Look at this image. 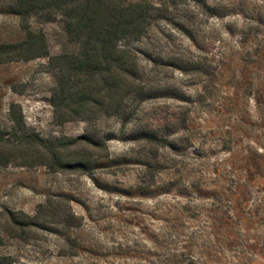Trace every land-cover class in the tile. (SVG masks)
Returning <instances> with one entry per match:
<instances>
[{
	"label": "rangeland",
	"instance_id": "374dc122",
	"mask_svg": "<svg viewBox=\"0 0 264 264\" xmlns=\"http://www.w3.org/2000/svg\"><path fill=\"white\" fill-rule=\"evenodd\" d=\"M11 3L0 0V43L24 36ZM166 3L164 19L128 45L144 87L129 101L135 118L96 122L102 146L89 150L90 170L0 166V258L9 264H162L181 251L196 264H264V0ZM29 23L50 55L71 50L59 16ZM47 64L0 65V128L16 104L41 139H74L86 124L53 120ZM144 129L168 144L152 147L136 135ZM47 201L75 224L22 231L10 220Z\"/></svg>",
	"mask_w": 264,
	"mask_h": 264
},
{
	"label": "trees",
	"instance_id": "16d2710c",
	"mask_svg": "<svg viewBox=\"0 0 264 264\" xmlns=\"http://www.w3.org/2000/svg\"><path fill=\"white\" fill-rule=\"evenodd\" d=\"M166 1L156 7L146 0H12L9 10L18 17L24 36L16 42L0 43V65L47 58L48 68L56 74L50 97L53 120L59 125L81 121L87 132L74 139L43 140L25 125L18 105L10 104V126L0 128V166L42 165L53 172L90 170L89 150L102 146L96 138V122L117 117L122 124H129L135 118L136 110H129V101L140 99L144 87L139 79V54L128 45L140 42L154 22L164 19ZM56 16L71 50L50 55L45 35L32 30L29 22L48 23ZM143 131L136 135L152 147L168 144L166 137ZM10 220L19 230L75 224L69 209L48 201L35 216L14 214ZM181 252L174 257L166 254L162 264H196L191 254ZM0 264L9 262L1 257Z\"/></svg>",
	"mask_w": 264,
	"mask_h": 264
}]
</instances>
